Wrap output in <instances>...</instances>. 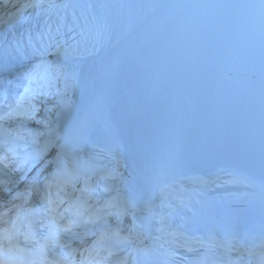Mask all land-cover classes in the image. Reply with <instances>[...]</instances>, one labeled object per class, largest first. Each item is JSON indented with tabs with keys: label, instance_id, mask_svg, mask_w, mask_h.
Instances as JSON below:
<instances>
[{
	"label": "bare ground",
	"instance_id": "1",
	"mask_svg": "<svg viewBox=\"0 0 264 264\" xmlns=\"http://www.w3.org/2000/svg\"><path fill=\"white\" fill-rule=\"evenodd\" d=\"M31 0H0V18L4 17L7 13L11 12L12 10L16 8H20L28 4ZM57 98L53 100L46 99L43 103L42 109L38 112V115L36 117H33L30 119L29 123L32 124L35 121L39 122L43 119L45 120L49 115L51 114V110L54 107L55 103L57 102ZM29 113V112H28ZM31 113V111H30ZM2 176H5L7 180L5 182H0V192L2 187L10 180V185L16 181L17 174L14 173L10 168H6L5 170H2Z\"/></svg>",
	"mask_w": 264,
	"mask_h": 264
}]
</instances>
